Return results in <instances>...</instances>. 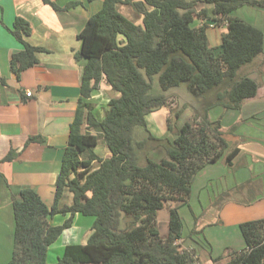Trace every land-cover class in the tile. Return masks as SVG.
Instances as JSON below:
<instances>
[{"label": "trees", "instance_id": "16d2710c", "mask_svg": "<svg viewBox=\"0 0 264 264\" xmlns=\"http://www.w3.org/2000/svg\"><path fill=\"white\" fill-rule=\"evenodd\" d=\"M42 2L61 10L52 0ZM206 2L212 7L197 12L195 0H104L103 8L88 20L78 35L82 47L75 58L86 64L55 202L49 208L29 188L13 201L14 250L8 264H47L50 247L71 228L76 214L94 219L92 233L85 244L67 245L54 264H195V254L180 252L176 245L184 236L180 209L190 208L193 182L201 171L221 159L231 166L240 152L238 147L229 150L221 123L210 121L209 112L218 107L240 110L244 101L258 95L257 82L235 79L264 51V32L233 15L243 6L264 5V0ZM121 4L129 5L141 24L121 14ZM199 19L226 25L219 55L209 46L207 24L194 26ZM10 31L24 46L11 61L19 75L37 63L36 55L44 49L25 40L31 29L23 18H16ZM156 78L162 93H154ZM103 81L120 96L109 101L98 119L91 98ZM182 85L201 103L193 122L186 123L173 142L155 138L147 130L146 116L168 107V91ZM168 126L171 131L170 120ZM138 128L146 129L148 136L138 140ZM40 140L33 137L27 144ZM100 143L111 153L109 158L96 153ZM149 143H166V158H146L141 165ZM13 156L12 151L4 160ZM66 192L73 196L71 205H61ZM170 202L179 205L167 207ZM166 208L164 239L158 213ZM57 215L69 218L53 225ZM122 218L130 220L124 229ZM239 228L245 249L230 251L228 264H264V219Z\"/></svg>", "mask_w": 264, "mask_h": 264}, {"label": "crops", "instance_id": "0c3cea01", "mask_svg": "<svg viewBox=\"0 0 264 264\" xmlns=\"http://www.w3.org/2000/svg\"><path fill=\"white\" fill-rule=\"evenodd\" d=\"M52 1L60 7V11L45 5L42 0H0V264H8L12 259L15 233L13 201L20 199L21 191L33 189L49 208L54 205L56 183L68 146L71 126L76 117L86 64V61L75 58L82 47L78 35L104 4V0ZM195 1L200 5L196 7L197 12L211 8L206 0ZM118 11L127 18L135 16L133 9L126 4L119 5ZM18 17L30 24L31 34L25 40L34 47L44 49L37 53V63L19 75L13 71L11 61L14 54L24 50V46L10 31ZM136 19V24H141L142 19ZM206 21L216 23L212 19ZM197 23V26H201L204 21L199 19ZM249 23L261 30V27L251 21ZM213 28L208 31L221 30L219 43L215 47L221 53L222 36L227 32V27L214 25ZM262 89L259 86L258 95L244 101L240 110H224L219 112L218 118H212V110L209 112L210 121H219L224 134L226 132L231 136L237 135L242 143L237 145L240 152L231 166L221 159L218 163L207 166L193 182L192 192L196 188L199 195L205 194V200L210 202L206 211L193 220V225L206 234L205 245L200 246L196 252V258L201 256L199 258L203 259L206 255L205 264H214V260L220 256L212 251L216 242H225L223 244H226L227 249L235 244L237 248L242 247L244 250L245 242L240 225L264 219ZM28 91L32 92L31 97H27ZM119 96V93L112 91L103 81L92 94V113L96 118L102 119L109 101ZM172 110L168 106L153 112L146 116V122L149 128L157 130V138L173 142L177 129L170 131L168 126ZM195 115L194 110L192 118ZM235 126V133H230L229 130ZM33 137L41 140L27 144ZM228 144L229 150L236 148L231 147L230 142ZM99 146L105 145L100 143ZM103 148L104 155L99 156L103 159L109 158L111 153L106 146ZM159 150L150 149L146 156L151 159ZM12 151L13 158L5 161ZM162 159L165 156L162 155ZM72 198V194L66 192L61 205H71ZM161 212L158 213V218ZM80 217L85 216L76 214L71 228L64 231L50 247L47 264L57 262L67 245L82 244L77 241L71 243L72 240L84 237L83 242H87L92 226L87 227L85 232L86 223H76ZM163 217L167 223L169 216ZM68 218L69 215H57L51 222L53 225H62ZM77 230L78 234L75 233ZM61 239L64 240L61 242Z\"/></svg>", "mask_w": 264, "mask_h": 264}, {"label": "rangeland", "instance_id": "374dc122", "mask_svg": "<svg viewBox=\"0 0 264 264\" xmlns=\"http://www.w3.org/2000/svg\"><path fill=\"white\" fill-rule=\"evenodd\" d=\"M139 1H141V0H139ZM258 1H260V0H258ZM200 2H201V0H200ZM198 5H199V3L196 4V7H200V5L199 6ZM196 7H195V9H196ZM210 7H212V6L210 5ZM233 15L243 19L246 22L248 21V23H249V21H251V23H254L258 27H261V30L264 32V5L256 4V5L243 6L239 9H237ZM136 18L137 17L135 15L134 17L130 16L128 19H130L131 21H133L136 24V21H137ZM197 21L198 20H196L194 22V26L198 25ZM140 23H141V20H140ZM204 23L207 24L208 29H210V28L212 29L214 25L216 27L217 26L220 27L219 24H216L213 22L210 23V22L205 21ZM220 31L221 30H219V29H217L216 31H214V30L208 31L209 46L214 47V50H215L217 55H219L220 53H219V50L217 48L215 49V47L219 43L218 40L220 37L219 36ZM243 77H248V78L254 80L255 82H257L258 85L263 88L262 91L264 93V51L252 64L244 66L238 72L235 81H239ZM154 93H156V94L162 93V89H161V86L159 85L157 78L154 82ZM263 93H262V96H264ZM167 96H168V106L170 107V109L173 108L172 113H171L172 115L168 119L170 120V124L172 126L173 131H175V128L177 129V132H176V135H177L178 131L186 123H192L193 122L195 117L192 118L191 115L194 113V110H195V114H196V110H199L198 106H200L201 103H200V100H197L195 97H193L190 94V92L188 91V89L185 85H182L179 89H175V90L171 91V93L168 92ZM222 111L224 112V109H222V108H217L215 110H212V112H213V113L211 112L212 118H216V117L218 118L219 112H222ZM178 112H180V116L178 118H176L175 114ZM147 130L155 138L158 137L155 134L157 132V130H154L152 127L149 128L148 122H147ZM157 135H159V132ZM147 136H148V133H147L146 129L138 128L136 130V137L138 140H140V139L142 140V139L146 138ZM224 138L228 143L230 142L231 147H237V145H240L242 143V140H240V138L237 135L231 136L225 132ZM158 139L168 140V141L172 142L169 139H163V138H158ZM148 145H149V147L146 148L143 153H141V155L143 156V154H144V157H145V158L144 157L140 158V164L141 165H145L146 158H148V155L146 157V152H149L150 149H156V148L160 149L158 151V153H156L155 156L152 157L151 159H154L155 161H159V160H161L162 155L165 156V158H166V145H167L166 143L159 144L158 147H152L151 143H149ZM103 147H105V146H98L96 148V153L100 156L104 155V148ZM67 193H69V192H67ZM205 196H206L205 194L199 195L198 190L195 188L194 191L192 192L191 197H190V208L191 207L192 208L190 209L188 207H181V209H180V214H181L183 224H184V229H183V235L184 236H183V240L179 241L176 245H177L178 250L180 252L188 251V252L195 254L194 258L197 261V262H195V264H205V262H206L205 261L206 255L203 256V259L201 258L202 260L199 258L201 256L198 257L199 259L196 258V252H198V250L200 249V246L205 245L206 234L203 232V230H201L200 228H197L195 225H193L194 218H198L199 215H202L206 211L207 206H209V204H210V202L205 200ZM178 205H179V203L170 202L169 204H167V207H169V206L176 207ZM165 215L169 216V210L167 208L162 210V212L160 213L159 218H158L159 230H160L161 236L164 239L167 237V232H168V224H167L168 222L166 223L165 222L166 220L163 217ZM58 218H61V216H58ZM93 222H94V219L90 218V217H80V219L78 221H76V223H82V224L86 223V225L84 226V231H85V229H87V227H91ZM129 222H130L129 219L122 218L120 228L124 229L125 227H127ZM88 224H91V225L88 226ZM75 233L78 234V230ZM229 237H231V235ZM83 238L82 239L76 238V240H72L71 243H75L73 241H77L78 243L83 244L86 242V240H85V242H83ZM63 240L61 239V242ZM223 243H225V242H222V241L216 242V244L213 247V250H212L213 254L220 255L218 257H223L222 259L218 260L214 264H228L230 259H231L230 255H229L231 253L230 251H234L235 249L238 251H242V249H243L242 247H241V249L237 248L238 246L236 247V245L234 244V247L228 246V248L230 247L229 248L230 251H229V249H227L225 247L226 244H223ZM191 247L194 249H192ZM202 254H200V255H202ZM55 258H56V256H55Z\"/></svg>", "mask_w": 264, "mask_h": 264}, {"label": "built area", "instance_id": "2783aa9c", "mask_svg": "<svg viewBox=\"0 0 264 264\" xmlns=\"http://www.w3.org/2000/svg\"><path fill=\"white\" fill-rule=\"evenodd\" d=\"M26 95H27V97H31L32 96V92L28 91V92H26Z\"/></svg>", "mask_w": 264, "mask_h": 264}]
</instances>
